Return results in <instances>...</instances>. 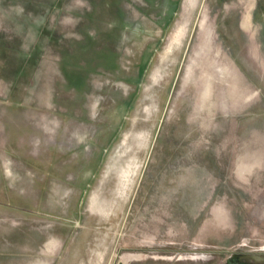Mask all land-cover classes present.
Returning <instances> with one entry per match:
<instances>
[{"label":"rangeland","instance_id":"obj_1","mask_svg":"<svg viewBox=\"0 0 264 264\" xmlns=\"http://www.w3.org/2000/svg\"><path fill=\"white\" fill-rule=\"evenodd\" d=\"M257 1L0 0V264H258Z\"/></svg>","mask_w":264,"mask_h":264},{"label":"crops","instance_id":"obj_2","mask_svg":"<svg viewBox=\"0 0 264 264\" xmlns=\"http://www.w3.org/2000/svg\"><path fill=\"white\" fill-rule=\"evenodd\" d=\"M234 1H237L238 4H240V5L242 4L243 11H240V10H238V11L244 12V14L242 16L243 19H239V20L235 21V19L238 16L240 17V15H238V16L236 15L237 16L236 17L235 13H234V11L232 9L233 6H230V4L232 2H234ZM214 2L216 3L217 7L220 10L224 9V10H226V13L228 11L227 16H229V18L233 19L231 22H229V24H230L229 27H236L235 29L238 28V32H243V31L245 33H249L250 32V29L252 28L251 27L252 26V21L251 22L249 21V16H250V18H252L254 13L257 12V9H256L257 8L256 7V5H257L256 2H258L257 0H214ZM238 8H240V7H238ZM238 11H236V12L239 13ZM258 13H259V16H261V21H260V23H256V24L258 25V29H260V33L261 34L263 33V36H264V18H263L264 13L262 11H260V10L258 11ZM263 36H262V39L264 41V37ZM239 39H240V37H239ZM235 43H237L236 46H239V47H237L239 49L245 48L248 51L252 50V47H246L245 46V42H243L241 39L238 40ZM247 55H249V54H247ZM255 64L259 65V66H264V63H262V61L256 62ZM259 253L261 255L258 256V258L261 257V260L260 261L257 260V263L258 264H264V263H262V262H264V258H262V257H264V252H257V254H259ZM111 258L112 257H109L107 259V261L102 262L100 264H113L114 260H112ZM139 260H140V257H130L128 255V253H127V256H120V259H118L117 262H119L120 264H143L144 263V262L143 263L140 262ZM93 264H98V263H96V261H95V262H93Z\"/></svg>","mask_w":264,"mask_h":264},{"label":"water","instance_id":"obj_3","mask_svg":"<svg viewBox=\"0 0 264 264\" xmlns=\"http://www.w3.org/2000/svg\"><path fill=\"white\" fill-rule=\"evenodd\" d=\"M257 260H259V261H260V260H261V258H258ZM117 264H120V263L118 262Z\"/></svg>","mask_w":264,"mask_h":264}]
</instances>
